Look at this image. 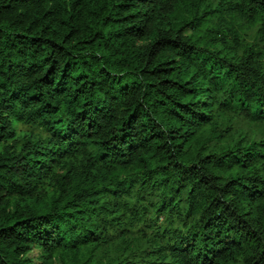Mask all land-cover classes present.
Listing matches in <instances>:
<instances>
[{
	"label": "trees",
	"instance_id": "obj_1",
	"mask_svg": "<svg viewBox=\"0 0 264 264\" xmlns=\"http://www.w3.org/2000/svg\"><path fill=\"white\" fill-rule=\"evenodd\" d=\"M237 17L264 34V0H0V264H132L97 250L135 186L184 226L145 264H264V139L209 145L264 122Z\"/></svg>",
	"mask_w": 264,
	"mask_h": 264
},
{
	"label": "rangeland",
	"instance_id": "obj_2",
	"mask_svg": "<svg viewBox=\"0 0 264 264\" xmlns=\"http://www.w3.org/2000/svg\"><path fill=\"white\" fill-rule=\"evenodd\" d=\"M219 1L206 0L213 7ZM235 23L242 33L245 44L255 45L264 51V34L261 33L259 24H253L244 17H237ZM189 33L192 32L189 31ZM218 117L217 129L220 133L217 134H222V137L214 136L210 138L209 142L210 147L215 150L239 141L245 143L264 139V122L253 121L244 114L232 111L220 112ZM21 127L45 135V132L40 128L24 124H21ZM208 130L209 127L203 128V136H212L208 135ZM137 188L139 187L135 186L130 194L118 198L110 197L111 204L121 207V211H119L121 223H110L105 228L107 239L97 250L99 258L107 261L127 258L132 264L159 261L161 255L158 253V249L161 245L172 240L167 235L174 230H183V219L175 214H158L153 211L149 204L154 198L153 194H147V190L137 193ZM39 254L38 247H35L30 253L36 262L41 261L38 258ZM50 264H60V260L55 258Z\"/></svg>",
	"mask_w": 264,
	"mask_h": 264
}]
</instances>
